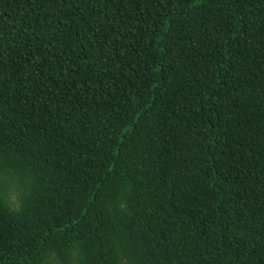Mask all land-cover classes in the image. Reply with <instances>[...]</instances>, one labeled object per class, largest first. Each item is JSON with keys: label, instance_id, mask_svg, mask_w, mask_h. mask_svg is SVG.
<instances>
[{"label": "trees", "instance_id": "trees-1", "mask_svg": "<svg viewBox=\"0 0 264 264\" xmlns=\"http://www.w3.org/2000/svg\"><path fill=\"white\" fill-rule=\"evenodd\" d=\"M0 264H264V0H0Z\"/></svg>", "mask_w": 264, "mask_h": 264}]
</instances>
